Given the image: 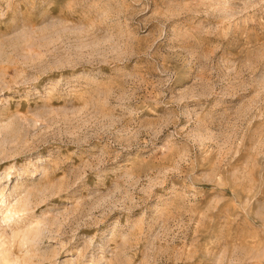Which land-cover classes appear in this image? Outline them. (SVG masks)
Returning <instances> with one entry per match:
<instances>
[{
    "label": "rangeland",
    "instance_id": "374dc122",
    "mask_svg": "<svg viewBox=\"0 0 264 264\" xmlns=\"http://www.w3.org/2000/svg\"><path fill=\"white\" fill-rule=\"evenodd\" d=\"M1 256L264 264V0H0Z\"/></svg>",
    "mask_w": 264,
    "mask_h": 264
},
{
    "label": "bare ground",
    "instance_id": "6f19581e",
    "mask_svg": "<svg viewBox=\"0 0 264 264\" xmlns=\"http://www.w3.org/2000/svg\"><path fill=\"white\" fill-rule=\"evenodd\" d=\"M27 203V202H26ZM25 203V204H26ZM21 207V206H20ZM18 208V207H17ZM22 208V207H21ZM21 210H25V207L23 206V209H21ZM19 212V211H18ZM24 238V237H23ZM27 239V238H26ZM3 257H6V255L5 256H3ZM2 259V256H1V258H0V260ZM16 261V260H15ZM3 262H4V264H19L17 261L16 262H11L10 260H3ZM24 264H26V263H24Z\"/></svg>",
    "mask_w": 264,
    "mask_h": 264
}]
</instances>
